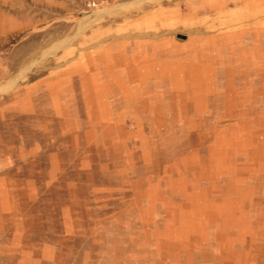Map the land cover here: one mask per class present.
<instances>
[{
  "label": "rangeland",
  "instance_id": "rangeland-1",
  "mask_svg": "<svg viewBox=\"0 0 264 264\" xmlns=\"http://www.w3.org/2000/svg\"><path fill=\"white\" fill-rule=\"evenodd\" d=\"M0 264H264V0H0Z\"/></svg>",
  "mask_w": 264,
  "mask_h": 264
}]
</instances>
